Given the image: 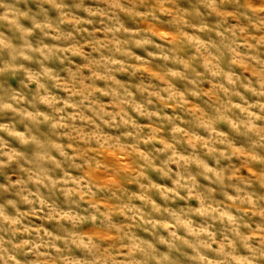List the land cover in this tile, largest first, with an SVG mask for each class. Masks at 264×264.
Masks as SVG:
<instances>
[{"label":"clouds","instance_id":"clouds-1","mask_svg":"<svg viewBox=\"0 0 264 264\" xmlns=\"http://www.w3.org/2000/svg\"><path fill=\"white\" fill-rule=\"evenodd\" d=\"M0 264H264V0H0Z\"/></svg>","mask_w":264,"mask_h":264}]
</instances>
